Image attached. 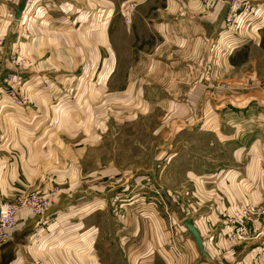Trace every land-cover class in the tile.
<instances>
[{"label":"crops","instance_id":"obj_1","mask_svg":"<svg viewBox=\"0 0 264 264\" xmlns=\"http://www.w3.org/2000/svg\"><path fill=\"white\" fill-rule=\"evenodd\" d=\"M21 1L0 0V71L11 66L8 46L19 44L26 58L20 92L31 104L14 106L5 96L0 193L10 200L49 191L58 180L68 184L44 214L18 213L10 240L0 247V264H170L153 246L167 237L155 212L146 219L147 213L137 217L128 210L119 219L101 207L125 190L130 173L96 162L84 166V152L95 141L92 127L107 125L109 111L131 116L135 108L163 109L172 140L183 130L208 125L210 142L225 149L222 162L186 172L184 182H192L203 215L188 210L178 218H194L208 256L190 236L181 264H264L259 238L264 216L249 223L244 242L228 239L232 225L225 219L236 207L264 203V86L247 68L258 61L253 48L262 41L264 0H251L253 11L239 35L224 33L227 7L219 0H209L206 10L204 0H44L16 18ZM132 1L137 6L128 23L120 12ZM86 78L88 88L78 87ZM77 79L76 87L66 88L75 90L74 98L61 94V84ZM67 128L74 130L73 140L68 141ZM83 189L89 190L84 197ZM102 234L128 239L121 261L104 247ZM133 238L138 245L130 244Z\"/></svg>","mask_w":264,"mask_h":264},{"label":"rangeland","instance_id":"obj_2","mask_svg":"<svg viewBox=\"0 0 264 264\" xmlns=\"http://www.w3.org/2000/svg\"><path fill=\"white\" fill-rule=\"evenodd\" d=\"M131 3H135L133 8L130 5ZM245 3L247 6H250L249 11L244 13L246 19V17L252 13L254 5L251 0H245ZM136 6V1L126 4L125 7L131 9V16L128 18L125 16L124 9L120 12L125 22H132V13ZM242 25L243 24H241V26ZM241 26L238 28V35L240 34L239 30ZM259 34L262 37L261 45L253 48L254 52L252 51L257 56L258 61H255L253 64L248 63L247 68L248 72L252 71L254 74L260 76L259 81H261L262 86H264V30ZM134 43L137 46L138 40L133 42V44ZM238 45L241 47L242 44L239 43ZM247 46L249 53L251 45L248 44ZM7 51L8 61L11 63V66L10 68L5 65L2 66L0 71V77L2 76L0 85L7 79L9 73H15L16 75H14L10 85L18 95L17 99L20 101L19 106H28L31 103L28 98L20 92L25 80L23 63L26 61V58L23 56L22 48L19 44L13 46L10 44ZM138 54V50L136 49V53L132 54V56L137 57ZM122 74L123 71H121V77L119 79H122ZM257 80V78H253L251 81ZM68 82L69 80H67L66 83ZM87 82L90 81L86 78V81L83 84L79 83V85L78 79L74 80L72 85H70V83L61 84L63 88L61 94L64 93V91L67 92L66 88H74L77 85L82 89H85V87L88 88V86H85ZM93 82L100 84V77L93 78ZM62 85H65V88ZM116 85L115 83V87ZM2 87L3 86H0V90L3 89ZM71 91L72 89H69L67 92L70 99L74 98L76 93L75 90H73L71 94ZM5 94L0 93V113L3 110L1 107L4 104V102H2L3 99L5 101V99L8 98L7 96L6 98L4 97ZM85 96V99L89 97L88 94ZM85 101L87 100H84V104ZM99 103L101 104V100H99ZM135 109L131 111V116H129L127 111L121 113L118 111L113 112V110L109 111L107 125H99V128L92 127L95 141H93L92 144L88 143V149L84 152V166L96 162L99 166H115L120 169H125V171L130 173L131 179L129 183H126L125 190H120L109 196L110 205L101 207L105 209V213L114 215V217H118L119 219L124 215V211L128 210H131L132 214L137 217H142L147 213L146 219L149 218V212H155L162 221L167 237L164 244L160 247L157 243L153 244L154 241L150 242L155 246L157 255L161 258L162 262L181 264L184 261L183 259H185L186 242H188V239H191L190 236L192 235L188 230L185 231L181 228L182 225L184 226V219H179L178 213L184 212L185 215H187L189 210V214H193L194 216L203 215V211L198 208L199 204L192 194V182H184L187 178L186 172L191 168H196L198 171L203 172L204 170L206 171V168H210L211 165L222 162L221 153H223L225 149L218 141L213 143L210 142L207 136L208 134H212L213 131L210 130L211 128H209L208 125L203 128L197 126L198 128L196 129L183 130L179 133L180 135L177 139L172 140V138H170L172 132L169 133L167 127H164L163 113L165 112L163 109L156 108L146 111ZM40 129L42 130L43 127ZM67 129L68 131H65V133L68 134V141L73 140L74 138H71L69 133H74V130H71V128ZM53 143L55 146H60L59 142ZM166 165L167 168L162 172V168ZM86 167H84V174H87L86 170H89ZM88 177H83L82 181ZM67 184L68 182L66 181L58 180L57 183L54 182L49 191L34 190L18 196L33 193H39L40 195L48 194V197L53 203L55 196L58 193H62V188L66 187ZM87 191L89 190H80V194L84 197ZM13 199L4 200L2 196H0L2 202L12 201ZM259 238L261 241L262 235H260ZM100 239L104 242V247H106V245L109 247V251L112 252L111 256L117 253V256H115L116 259L121 261L122 257L120 258V252L127 247L126 242L128 239L124 240L121 236H117L116 238L111 236L107 237L105 234H102ZM130 244L138 245L137 239H131ZM176 246L178 248H176ZM177 250H181L179 253L180 255ZM199 261V258L194 260L196 263ZM38 262L41 261H35V264H38Z\"/></svg>","mask_w":264,"mask_h":264},{"label":"built area","instance_id":"obj_3","mask_svg":"<svg viewBox=\"0 0 264 264\" xmlns=\"http://www.w3.org/2000/svg\"><path fill=\"white\" fill-rule=\"evenodd\" d=\"M223 5L227 6V15L225 19V34L238 33V28L243 23L246 12L249 11L250 6H247L245 0H219ZM44 0H26L25 7L33 8L40 6ZM135 4V3H134ZM131 3V7L134 6ZM209 5V0H204L202 3L203 9L206 10ZM131 9L129 7H124L125 16L128 18L131 16ZM219 42L214 43L212 49H218ZM215 50V51H216ZM15 73H9L7 79L0 85L3 86L0 93L5 94L11 101H13L14 106H19L20 101L17 99L18 95L12 89L10 83L14 78ZM1 79V77H0ZM1 81V80H0ZM225 84L222 87L225 88ZM8 94V95H7ZM4 102V99L3 101ZM2 107V106H1ZM1 196V193H0ZM52 205L51 199L48 194L33 193L24 196H18L12 201L2 202L0 200V247L4 245L11 238V228L16 224L17 214L25 209H29L36 215H42ZM260 216H264V203L261 205L247 204L244 206L236 207L233 211L225 214V219L228 224L232 225V229L228 233V239L233 242H244L249 237V223L258 219ZM262 235V254L260 257L264 256V232L260 233ZM176 248H178L176 246ZM178 254L181 250H177ZM180 255V254H179ZM38 264H44L38 262Z\"/></svg>","mask_w":264,"mask_h":264},{"label":"water","instance_id":"obj_4","mask_svg":"<svg viewBox=\"0 0 264 264\" xmlns=\"http://www.w3.org/2000/svg\"><path fill=\"white\" fill-rule=\"evenodd\" d=\"M25 4H26V0H22L19 6L16 8V15H15L16 18H20L22 16V12L25 8ZM184 225L187 227L188 231L194 237L201 254L204 256H208V254L206 253L204 249V243H203V239L201 237L200 231L198 230V228L196 227L194 223V218L193 217L186 218L184 220Z\"/></svg>","mask_w":264,"mask_h":264}]
</instances>
